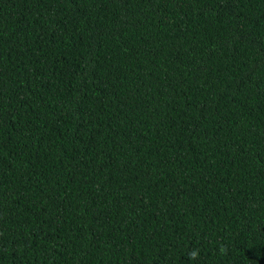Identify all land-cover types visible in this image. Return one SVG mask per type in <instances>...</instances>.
Listing matches in <instances>:
<instances>
[{
  "label": "trees",
  "instance_id": "16d2710c",
  "mask_svg": "<svg viewBox=\"0 0 264 264\" xmlns=\"http://www.w3.org/2000/svg\"><path fill=\"white\" fill-rule=\"evenodd\" d=\"M0 264H264V0H0Z\"/></svg>",
  "mask_w": 264,
  "mask_h": 264
}]
</instances>
